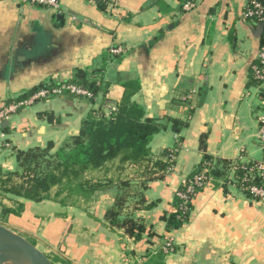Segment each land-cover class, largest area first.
Segmentation results:
<instances>
[{"label":"crops","instance_id":"crops-1","mask_svg":"<svg viewBox=\"0 0 264 264\" xmlns=\"http://www.w3.org/2000/svg\"><path fill=\"white\" fill-rule=\"evenodd\" d=\"M193 2L195 8L185 11L178 0H60L57 13L0 0V107L42 84L69 81L81 69L108 85L97 100V106L106 101V114L129 90L147 117L168 127L155 136L152 152L178 149L174 167L144 192L146 204L157 205L144 210L136 200L127 204L126 214L146 226L139 241L104 220L115 190L87 210L6 196L24 210L6 216L5 227L32 239L48 257L68 264H264V200L232 182L235 163L264 160L258 139L264 82L250 85L261 39L252 29L259 27L242 18L250 0ZM89 108L62 95L14 114L0 130V168H16V150L58 145L77 135ZM44 113L57 122L39 116ZM169 119L188 121L189 127L176 134ZM202 134L223 177L195 196L188 223L168 233L161 217L173 212L176 191L203 159ZM124 176L131 179L133 170ZM166 240L175 252L162 258Z\"/></svg>","mask_w":264,"mask_h":264},{"label":"trees","instance_id":"trees-1","mask_svg":"<svg viewBox=\"0 0 264 264\" xmlns=\"http://www.w3.org/2000/svg\"><path fill=\"white\" fill-rule=\"evenodd\" d=\"M178 1L183 9L186 3L195 0ZM258 1L264 6L263 0ZM99 5L103 7V1H99ZM248 22H255L259 27L264 20L253 19ZM263 44L264 32L260 39V47ZM256 65H260L259 60ZM260 82L262 81L256 79L252 70L250 85ZM65 83L79 86L93 96L85 98L70 95L90 106L81 122L79 133L58 145L54 141H49L45 147L16 150V169L5 171L0 168V195L34 203L52 202L64 208L87 210L98 196L115 190L113 204L105 211L104 220L111 229L120 230L131 239L139 241L146 233V226L142 221L126 214L127 204L130 200H136L135 205L144 210H151L157 205V202L146 204L144 192L148 189L149 182L162 180L174 167L173 158L178 154L177 148L152 152L155 136L168 127L157 118L147 117L144 107L133 101L134 94L129 90H126L122 101L115 106L116 110L106 114L104 111L106 101L104 100L103 105L97 106V100L105 96L108 85H98L96 80L81 69L75 71L71 80L42 84L19 96L17 101L31 97L39 90L58 87ZM39 116L41 118L46 116L49 123L57 122L51 113ZM169 123L170 129L176 134L189 127L188 121L169 119ZM207 138V134L200 136L199 148L204 153L203 159L176 191L173 212L165 213L161 217L168 233L180 230L188 223L193 199L202 189L189 196L187 202L178 197L177 193L185 192L189 181L204 170L208 171L211 179L223 177V172L213 164L207 154ZM254 164L255 162L236 163L232 166L235 167V180L232 182H236L237 188H241V181L246 174L245 169ZM128 168L133 170L131 179L124 176ZM134 180H137L136 185L132 183L136 182ZM251 182L258 185L261 183L259 177H254ZM242 192L250 197L247 192ZM184 206L186 211L182 209ZM23 210L24 205L15 201L13 207L3 208V217L19 216ZM149 236L153 237L155 233L150 232ZM159 254L162 258L166 256L162 251Z\"/></svg>","mask_w":264,"mask_h":264},{"label":"built area","instance_id":"built-area-1","mask_svg":"<svg viewBox=\"0 0 264 264\" xmlns=\"http://www.w3.org/2000/svg\"><path fill=\"white\" fill-rule=\"evenodd\" d=\"M20 3L23 5L37 6V7H45L51 9L57 13L61 12V3L60 0H20ZM195 8L194 2H188L184 5L185 11H191ZM242 18L244 21H251L253 19L258 21L264 20V6L258 0H250L246 10L242 13ZM115 53L120 52L119 50L114 51ZM258 60L260 65H256L253 67V71L255 73L256 79L264 82V44L260 47ZM73 95L75 97H85L92 98V94L74 84H62L58 87H53L49 89H42L33 94L31 97L21 100L15 101L6 106L0 107V130L2 128L3 123L8 122L11 117L18 113L21 110L29 109L36 102L47 100L53 97H58L62 95ZM112 111L116 110V107H111ZM259 136L258 139L262 143L264 147V115L259 118ZM175 160V158H173ZM255 164L246 168L245 177L241 181V191L247 192L251 198L257 200H264V160L262 161H252ZM241 163V162H237ZM250 162H248L249 164ZM247 164V163H242ZM236 165V163H235ZM235 172V167L233 168ZM254 177H259L260 185L252 184ZM235 180V179H234ZM211 181V178L208 176V171L204 170L199 175H196L191 181H189L185 192H178L177 196L183 199L185 202L189 199V196L194 195L198 189H203L206 185H208ZM236 183V182H235ZM183 210L186 211V207H182ZM159 251H162L166 255H170L175 252V248L173 242L171 240H166L163 245L160 247Z\"/></svg>","mask_w":264,"mask_h":264},{"label":"water","instance_id":"water-1","mask_svg":"<svg viewBox=\"0 0 264 264\" xmlns=\"http://www.w3.org/2000/svg\"><path fill=\"white\" fill-rule=\"evenodd\" d=\"M254 36L260 39L264 32V23L259 28L252 29ZM8 125L3 123L2 128ZM54 264L47 255L30 241L16 234L7 227L0 225V264Z\"/></svg>","mask_w":264,"mask_h":264},{"label":"rangeland","instance_id":"rangeland-1","mask_svg":"<svg viewBox=\"0 0 264 264\" xmlns=\"http://www.w3.org/2000/svg\"><path fill=\"white\" fill-rule=\"evenodd\" d=\"M17 167V166H16ZM16 169V168H15ZM14 169V170H15ZM6 203V204H3ZM8 206H14L15 202L13 200L8 199L6 196L0 195V225L8 226V223L4 220L5 217H3V208ZM93 205H91L88 209H90ZM3 217V218H2ZM26 240L30 241L32 244H34V241L29 238H25ZM35 245V244H34ZM54 264H68V262L65 259H61L53 254H50L48 257Z\"/></svg>","mask_w":264,"mask_h":264},{"label":"bare ground","instance_id":"bare-ground-1","mask_svg":"<svg viewBox=\"0 0 264 264\" xmlns=\"http://www.w3.org/2000/svg\"><path fill=\"white\" fill-rule=\"evenodd\" d=\"M20 264H27L25 260H20Z\"/></svg>","mask_w":264,"mask_h":264}]
</instances>
